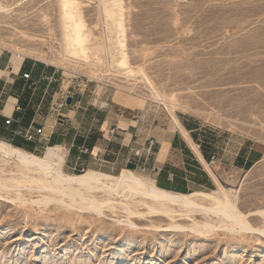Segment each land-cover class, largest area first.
<instances>
[{
  "label": "rangeland",
  "instance_id": "1",
  "mask_svg": "<svg viewBox=\"0 0 264 264\" xmlns=\"http://www.w3.org/2000/svg\"><path fill=\"white\" fill-rule=\"evenodd\" d=\"M122 2L133 76L111 66L99 0H80L92 41L104 47L96 67L62 61L59 0H0V55L55 62L63 92L69 86L97 107L127 109L149 142L178 131L166 109L172 104L178 121L192 117L214 135L219 157L207 165L236 193L239 211L264 210V0ZM52 101L38 100V115L54 116ZM242 146L259 155L249 170L233 164ZM9 170L0 163V178H10ZM35 189L0 190V264H264L257 232L264 222L256 215L247 217L253 231H191L192 220L205 222L201 215L172 221L128 216L119 207L79 211L67 198ZM42 196L64 203L39 204ZM172 223L185 229L168 228Z\"/></svg>",
  "mask_w": 264,
  "mask_h": 264
},
{
  "label": "crops",
  "instance_id": "2",
  "mask_svg": "<svg viewBox=\"0 0 264 264\" xmlns=\"http://www.w3.org/2000/svg\"><path fill=\"white\" fill-rule=\"evenodd\" d=\"M24 58L0 55L1 142L37 156L48 148L61 147L66 152L64 166L71 171L91 170L112 176L135 171L148 173L155 186L167 192L187 195L214 191L216 185L204 166L218 159L219 147L202 123L192 117L175 121L170 116L178 131L149 142L144 138L146 130L133 121L127 109L109 104L97 107L71 93L72 103L62 110L61 119L53 114L40 116L36 102L53 98V106L63 92L60 84L64 80L52 64ZM24 74L29 79H24ZM6 118L11 120L9 125H5ZM38 129L41 135L36 134ZM27 133L33 136L31 141H26ZM258 159L255 150L242 146L233 164L242 169Z\"/></svg>",
  "mask_w": 264,
  "mask_h": 264
},
{
  "label": "bare ground",
  "instance_id": "3",
  "mask_svg": "<svg viewBox=\"0 0 264 264\" xmlns=\"http://www.w3.org/2000/svg\"><path fill=\"white\" fill-rule=\"evenodd\" d=\"M99 3L104 16L101 25L105 27L107 33L109 43V54H107L110 57L111 66L113 64L120 68L125 67L123 74L133 76L135 72L127 63L123 2L122 0H99ZM58 14L62 28V61L78 64V67L99 65L102 62L100 53L102 49L104 51V47L92 41L91 32L86 28L83 19L80 0H59ZM51 64L56 65L55 62ZM142 76L147 81L144 74ZM156 98L160 103L162 102L158 95ZM166 109L176 121L172 104H169V108L167 106ZM65 157L66 152L61 147L48 148L42 156H37L0 141V163L12 169L9 170L10 178H0V190H18L32 185L36 188L35 190L56 195L62 199L67 198L76 204L75 207L79 211L99 214L105 206L108 209L119 207L128 216L156 215L172 221L175 218L192 220L194 216L201 215L205 222L201 224L192 220L191 226L188 227L191 231L223 228L230 233L239 234L253 231L247 222V217L250 215H256L264 222V210L248 215L242 214L237 207L236 193L225 187L223 189L214 171L209 167L206 168L216 185V190L209 193L182 195L157 188L151 178L135 171H124L117 176L91 170L80 174H67L63 171ZM52 201L64 203L42 196L39 204ZM128 223L132 226L131 222ZM168 228L185 229L175 223L170 224ZM257 232L264 235V226Z\"/></svg>",
  "mask_w": 264,
  "mask_h": 264
},
{
  "label": "built area",
  "instance_id": "4",
  "mask_svg": "<svg viewBox=\"0 0 264 264\" xmlns=\"http://www.w3.org/2000/svg\"><path fill=\"white\" fill-rule=\"evenodd\" d=\"M24 79H29V75L28 74H24L22 76ZM70 87H67L65 89V92L61 94L60 98L55 101V103L53 104L52 108H51V111L57 116V117H61V112L62 110L66 107V104H65V101L67 99V97H69V94L67 92V90H69ZM11 123V120L9 118H6L5 119V125H9ZM42 133V130L41 129H38L36 131V134L37 135H41ZM112 134V133H111ZM25 139L26 141H31L33 139V136L30 134V133H27L25 135ZM214 160V157L211 158V161Z\"/></svg>",
  "mask_w": 264,
  "mask_h": 264
},
{
  "label": "trees",
  "instance_id": "5",
  "mask_svg": "<svg viewBox=\"0 0 264 264\" xmlns=\"http://www.w3.org/2000/svg\"><path fill=\"white\" fill-rule=\"evenodd\" d=\"M17 148H22V147H17ZM30 153H32L31 151H29ZM212 158V157H211ZM258 158H259V155H258ZM259 160V159H258ZM253 164L254 163H252V162H247L245 165H244V167L242 168V169H244V170H249L252 166H253ZM80 173H82V172H80V171H77V174H80Z\"/></svg>",
  "mask_w": 264,
  "mask_h": 264
},
{
  "label": "water",
  "instance_id": "6",
  "mask_svg": "<svg viewBox=\"0 0 264 264\" xmlns=\"http://www.w3.org/2000/svg\"><path fill=\"white\" fill-rule=\"evenodd\" d=\"M71 103H72V98L71 97H67V99L65 101L66 106H70Z\"/></svg>",
  "mask_w": 264,
  "mask_h": 264
}]
</instances>
